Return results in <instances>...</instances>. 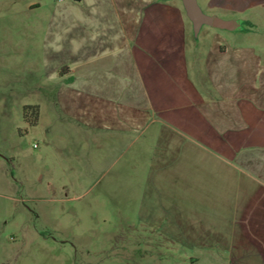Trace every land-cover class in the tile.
<instances>
[{"label":"crops","instance_id":"obj_1","mask_svg":"<svg viewBox=\"0 0 264 264\" xmlns=\"http://www.w3.org/2000/svg\"><path fill=\"white\" fill-rule=\"evenodd\" d=\"M91 4L50 76L90 168L138 143L145 247L264 264V0H208L244 42L204 33L205 47L177 0Z\"/></svg>","mask_w":264,"mask_h":264},{"label":"rangeland","instance_id":"obj_2","mask_svg":"<svg viewBox=\"0 0 264 264\" xmlns=\"http://www.w3.org/2000/svg\"><path fill=\"white\" fill-rule=\"evenodd\" d=\"M91 1L0 0V264H216L145 247L137 231L145 172L138 143L90 168L78 124L52 103L57 49L73 44L58 34L89 33ZM197 3L227 18L208 0ZM240 31L203 25L194 39L205 47L204 33H222L244 42ZM33 106L36 124L24 116Z\"/></svg>","mask_w":264,"mask_h":264},{"label":"water","instance_id":"obj_3","mask_svg":"<svg viewBox=\"0 0 264 264\" xmlns=\"http://www.w3.org/2000/svg\"><path fill=\"white\" fill-rule=\"evenodd\" d=\"M181 2L188 19L192 23L194 35L196 37L203 25H209L213 28L227 31L241 29V23L239 21L224 20L219 17L203 13L198 6L197 0H181Z\"/></svg>","mask_w":264,"mask_h":264},{"label":"trees","instance_id":"obj_4","mask_svg":"<svg viewBox=\"0 0 264 264\" xmlns=\"http://www.w3.org/2000/svg\"><path fill=\"white\" fill-rule=\"evenodd\" d=\"M65 70H68V67L64 66L60 69V73L62 74V72H64ZM29 115L32 116L30 123L32 124H36L38 116H39V109L37 106H33V107H26L25 108V118H27Z\"/></svg>","mask_w":264,"mask_h":264}]
</instances>
